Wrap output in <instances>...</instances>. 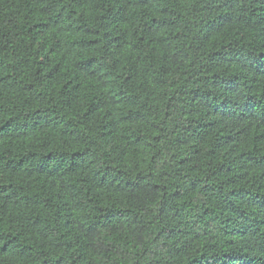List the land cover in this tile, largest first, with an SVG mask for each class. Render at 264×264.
<instances>
[{"label":"trees","instance_id":"1","mask_svg":"<svg viewBox=\"0 0 264 264\" xmlns=\"http://www.w3.org/2000/svg\"><path fill=\"white\" fill-rule=\"evenodd\" d=\"M0 264H264V0H0Z\"/></svg>","mask_w":264,"mask_h":264}]
</instances>
